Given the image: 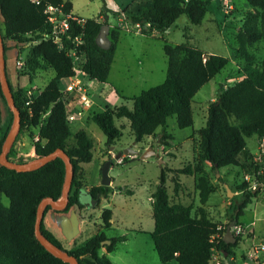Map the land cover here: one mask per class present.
Returning a JSON list of instances; mask_svg holds the SVG:
<instances>
[{"label": "trees", "instance_id": "obj_1", "mask_svg": "<svg viewBox=\"0 0 264 264\" xmlns=\"http://www.w3.org/2000/svg\"><path fill=\"white\" fill-rule=\"evenodd\" d=\"M137 1L139 0L133 2ZM211 1L180 0L178 5H174L171 0H153L152 5L140 7L130 15L133 13L132 2L120 11L122 14L119 16L125 15L131 19L134 26L139 24L142 35L156 38L154 32H167L182 16H186L192 25H202ZM246 1L255 12L249 13L243 24L245 43L254 46L263 42L264 45V0ZM47 6H63L65 13L73 11V4L64 0H42L39 5L29 0H0V30L5 55L8 50L6 41L13 40L20 47L30 48L25 61V77L32 80L36 71L45 68H50L54 73V77L30 107L32 117L24 107L26 98L21 100L22 92L13 93L21 115L19 133L31 127L38 128L40 141L34 144L36 157L42 158L61 149L73 165L74 177L67 207L56 211L47 206L44 216L49 211L66 213L72 208L96 209L116 191L133 195L132 191L122 187L87 184L85 180L88 175L83 165L93 162V142L84 128L75 131V126L67 122L61 92V82L75 75V63L73 57L68 55L69 50H75L77 56L85 55V62L82 64L85 76L101 84L108 82L120 30L110 32L111 45L108 49H102L96 39L103 23L91 18L83 26L72 23L71 39L83 34L84 44L75 47L72 40L66 37L64 49H60L50 37L52 25L45 14ZM100 17L108 25L107 16L103 12ZM148 24L150 26L146 28ZM163 50L168 59V68L166 80L162 84L143 91L137 97H124L125 101L133 102V109L122 105L116 110L106 108L85 118L84 122L92 121L98 126L105 135L108 146L115 145L122 137L121 128L115 124L116 119L129 120L135 143L152 136L158 138L160 144L166 140H174L172 135L167 134V122L171 117L176 118L180 130L192 128L195 96L229 63L228 58L206 55L201 49L187 45L172 46L165 43ZM242 72V80L230 88L218 91L217 100L209 106L206 126L199 130L200 153L214 172L239 166L242 155L249 159L248 139L257 137L259 141L264 140V58L260 66L247 63ZM0 95L4 99L1 84ZM48 111L50 115L44 118ZM11 115L10 125L0 141V147L11 131L14 121V116ZM158 129H161V135H156ZM33 137L34 134L31 138ZM13 146L8 154L9 160ZM1 152L2 150L0 154ZM126 160L124 158V164L129 163ZM255 171V178L261 185L264 183V164L256 167ZM174 173L195 178L200 206L196 214H193L192 206L171 202L166 187L167 170L162 167L159 185L152 194L155 228L151 233L162 264H209L214 249L228 253L229 258L233 259L242 237H236L235 245H228L223 241L226 230L212 219L205 208L214 188L203 168L188 165L174 170ZM65 180L66 164L61 158L24 172L8 169L0 163V264H69L50 253L35 236L39 204L45 198L61 200ZM173 182L175 196H178L180 180L175 177ZM246 188V185L241 188L243 199L234 206L231 216L232 222L237 225L240 224L239 218L258 195V192ZM3 196L9 200V206L3 204ZM112 218L113 211L105 209L101 215L103 231L72 251L65 250L59 240L46 229L44 217L41 233L59 250L75 257L79 264H112L106 254H101V250L106 248L107 253H112L120 242L128 238V235L116 238L107 236V231L112 228ZM106 241H110V244L102 245Z\"/></svg>", "mask_w": 264, "mask_h": 264}, {"label": "rangeland", "instance_id": "obj_2", "mask_svg": "<svg viewBox=\"0 0 264 264\" xmlns=\"http://www.w3.org/2000/svg\"><path fill=\"white\" fill-rule=\"evenodd\" d=\"M74 6V13L82 18L98 19L103 23L100 13L107 16L110 27L107 35L110 43V32L119 29L118 18L122 14L120 9H125L128 0H64ZM178 5L180 0H171ZM190 1V0H183ZM152 5V0H139L132 3L133 15L138 8ZM255 12L246 0H212L209 12L202 25H192L186 16L180 17L165 33L155 34L156 38L135 35L136 27L130 24L131 32L124 31L118 44V51L112 66L109 80L102 85L89 80L93 107L87 113V118L106 108L116 110L122 105L133 109L132 101H125L122 95L128 98L139 96L143 91L156 87L165 80L162 75L163 65L167 64L164 53L165 43L187 45L201 49L206 55H220L229 59L228 65L222 72L205 85L195 96L193 101L194 126L180 130L175 117L168 119L167 134L172 135L174 140H166L158 143V138L145 137L142 142L135 143V137L127 119H116L115 124L122 130V137L113 146L106 144L107 139L98 126L91 122H82L73 125V130L84 128L93 142V162L84 164L83 167L88 175H92V181L99 179L101 183V170L105 163L111 159L113 166L110 170L114 187L124 188L133 192L111 196L109 200H103L100 206L90 210L89 219L83 225V233L79 239L85 240L92 233L97 232L102 226L101 215L105 209L115 210L114 225L107 231L109 238L128 235L132 239L139 234L137 230L148 229L149 212L152 210V194L159 185V177L162 167L167 170L166 187L172 203L179 198L185 206H192L193 214L199 208V195L195 190L194 179L186 175H178L174 170L186 168L188 165L201 166L204 173L210 179L214 193L210 196L205 208L212 219L225 230L232 222L234 206L243 199V188L258 192L252 204L239 218V225L244 229L240 236L241 242L235 249L234 264H264V252L255 254L254 248L264 244V183L261 185L255 178L256 167L264 164V147L257 137L247 140L250 157H240V165L212 170L211 165L205 162L199 149V130L206 126L209 106L217 100L218 91L234 86L243 79L242 69L247 63L256 66L262 64L264 58V45L259 42L254 46L245 43L243 24L247 15ZM125 16V15H124ZM124 21H126L124 19ZM128 22V21H127ZM2 24V20H0ZM126 25V22H122ZM121 34V32H120ZM6 52L8 80L13 93L22 92L23 101L29 91L41 93L48 82L54 77L50 68L36 71L33 79L25 77L27 67L26 59L30 48L20 47L13 40H7ZM83 59L75 60L76 66H82ZM11 111L7 102L0 95V141L6 133L10 121ZM234 124V120L231 119ZM38 128H28L19 133L13 146L10 161L27 163L36 159L34 141L31 138L38 134ZM161 135V129L156 131ZM3 147V146H2ZM0 147V150H2ZM111 147L114 150L111 151ZM12 149V148H11ZM133 149L143 154L148 149H153L155 157L141 160L139 157H128L125 151ZM122 155L118 160L116 157ZM124 158L127 162L124 164ZM121 161V162H119ZM177 177L181 184L178 196H175L173 178ZM233 194L228 197V188ZM2 202L9 206V200L3 196ZM87 213V212H85ZM89 215V216H90ZM85 217V214H84ZM145 239L137 235V239ZM148 240V239H146ZM177 264V263H173Z\"/></svg>", "mask_w": 264, "mask_h": 264}, {"label": "water", "instance_id": "obj_3", "mask_svg": "<svg viewBox=\"0 0 264 264\" xmlns=\"http://www.w3.org/2000/svg\"><path fill=\"white\" fill-rule=\"evenodd\" d=\"M124 18V16H121ZM130 24H132V20L125 18ZM110 27L109 25H103L101 27V32L99 36L96 39V43L98 46L102 49H108L111 45L107 35L109 34ZM0 84H1V89L2 93L4 96L5 101L7 102L11 113L14 116V121L13 125L11 128V131L9 132L5 143L2 147V152L0 154V163L7 167L8 169L15 170L18 172H24L31 170L33 168H38L41 164H46L49 163L56 158H61L65 164H66V180L65 184L63 187V194L62 198L59 201H55L52 198H45L42 200V202L39 204L38 209H37V216H36V223H35V236L37 240L40 242V244L45 247L50 253L55 255L57 258L63 260L66 263L69 264H79L78 260L73 257L69 256L68 254L62 252L59 250L57 247H55L50 241H48L43 234L41 233V224L43 221V217L45 214V209L47 206H51L53 210L56 211H62L64 210L67 205H68V200H69V195H70V189L74 177V170H73V165L71 163L70 158L68 155L61 149L51 153L48 156L42 157V158H36L32 160L31 162L27 163H16L12 162L8 159V154L14 145L16 138L20 132L21 129V115L20 111L16 105L15 98L8 80V74H7V68H6V60H5V52H4V41H3V35L0 30ZM114 150L113 147H111V151ZM125 154L128 157H139L141 160H147L152 157L156 156V153L153 149H148L146 150L143 154H140L139 152L133 150V149H128L125 151ZM122 155H118L116 159L120 160ZM112 168V161L109 160L107 163L104 164L101 170V186H111L113 180L112 177L110 176V170ZM228 188V187H227ZM233 194L228 188V197H231ZM236 226L235 222H231L228 224L226 227V233L223 237V241L225 244L228 245H235L237 243V240L235 236L233 235L232 229ZM108 245L110 244V241L103 242L102 245ZM225 258H229L228 253L222 252Z\"/></svg>", "mask_w": 264, "mask_h": 264}, {"label": "crops", "instance_id": "obj_4", "mask_svg": "<svg viewBox=\"0 0 264 264\" xmlns=\"http://www.w3.org/2000/svg\"><path fill=\"white\" fill-rule=\"evenodd\" d=\"M134 0H128L127 4L124 6L125 8L130 5ZM153 3V0H152ZM123 9V8H122ZM120 9V11L122 10ZM73 15L79 17L80 19L87 20L88 18H82L74 13V6H73V11L71 12ZM120 17V16H119ZM118 18V26L120 28V40L122 39V33L124 31H127L128 33L131 32V27L128 25H123L122 21L119 20ZM156 32H154L155 34ZM159 33V32H158ZM135 35H141V32L139 30H135ZM156 35V34H155ZM156 37H158L156 35ZM118 42V44H119ZM118 44H117V50L118 51ZM116 55V54H115ZM166 56V55H165ZM167 59V57H166ZM115 60V57H114ZM114 63V61H113ZM112 63V66H113ZM111 66V70H112ZM167 68H168V59H167V64L165 63L163 65L162 69V75L163 78L166 80V75H167ZM110 70V74H111ZM110 76V75H109ZM109 80V79H108ZM164 80V81H165ZM163 81V82H164ZM162 82V83H163ZM106 84V83H104ZM102 84V85H104ZM125 96L122 95V98ZM128 98V97H125ZM133 98V97H132ZM168 125V122H167ZM121 162V161H119ZM191 178L194 179V186H195V178L193 176H190ZM87 184L89 186H94V185H99V179H96L95 181H92V175H89V179H87ZM184 185L183 183H181ZM115 185L112 182L111 187L113 188ZM119 188V187H118ZM123 193L120 192H115L112 196L114 195H122ZM153 201V200H152ZM176 203H182L180 202L179 198L177 199ZM185 205L184 203H182ZM252 204V203H251ZM90 210L91 209H83L79 210L78 208H72L66 213H57L54 211H49L46 213L44 216V225L47 230H49L61 243L63 248L67 251H72L75 250L81 246H83L87 241H89L92 237L95 235L101 233L103 231L102 226L100 229L92 233V235L85 240L79 239L80 235L83 233V225L87 223L85 220L86 218L89 219L92 215H90ZM115 210H113V218H112V226L114 225V217H115ZM87 212V213H85ZM85 214V217H84ZM90 215V216H89ZM148 229L147 228H141L137 231H139V234H136V236L132 239L127 238L125 241L120 242L117 245V248L115 249L114 252L112 253H107L106 248H103L101 250V254L104 255L106 254L110 260L112 261V264H162L160 261L158 254L155 250V245L153 242V239L151 237V233L154 231L155 228V222L153 219V209L150 210L149 212V221H148ZM137 235L140 237H145V239L138 238ZM148 239V240H146ZM228 259V258H227ZM230 260V264H234L235 257L233 259H228ZM261 263L259 260L257 261V264ZM173 264V263H172Z\"/></svg>", "mask_w": 264, "mask_h": 264}, {"label": "built area", "instance_id": "obj_5", "mask_svg": "<svg viewBox=\"0 0 264 264\" xmlns=\"http://www.w3.org/2000/svg\"><path fill=\"white\" fill-rule=\"evenodd\" d=\"M30 2L39 5L42 0H29ZM45 14L47 15L48 22L52 25V34L51 38L55 44L59 46L60 49H64V38H70L72 23L76 25L83 26L86 20L80 19L79 17L73 15L72 13H65L63 6L54 7L47 6L45 10ZM122 16V15H121ZM119 17L120 21L126 22V25L130 26V23L127 22L124 18ZM124 19L126 21H124ZM149 24L146 28H149ZM136 30L141 32V26L138 24L135 26ZM72 43L75 47H80L84 44L83 34L71 39ZM68 55L73 57L74 63L75 60L83 59V63L85 62V55L77 56L75 50H69ZM82 63V64H83ZM75 75L69 79H65L61 82V92H62V101L64 102L66 108V120L70 125L81 124L85 118L87 117V113L93 107V100L91 97V88L88 83L91 80L89 77L84 75L82 66H74ZM39 93L29 91L26 96V101L24 103V107L27 108L29 116L32 117L31 106L37 98ZM50 115V111H48L44 118ZM42 126V124H41ZM34 144L40 141L39 133L33 137ZM261 147H264V140L260 141ZM35 150V148H34ZM233 235L236 237H240L244 229L241 225H237L232 229ZM254 252L256 255L264 252V244L258 245L254 248ZM209 264H230V260L224 257L222 252H219L214 249L212 254V259Z\"/></svg>", "mask_w": 264, "mask_h": 264}]
</instances>
